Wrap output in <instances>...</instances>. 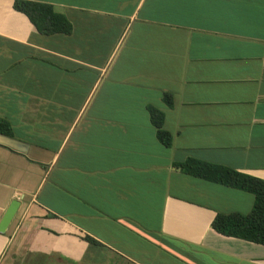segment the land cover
Listing matches in <instances>:
<instances>
[{
  "label": "crops",
  "instance_id": "crops-1",
  "mask_svg": "<svg viewBox=\"0 0 264 264\" xmlns=\"http://www.w3.org/2000/svg\"><path fill=\"white\" fill-rule=\"evenodd\" d=\"M33 1L73 31L42 34L0 0V117L13 129L0 141V225L21 201L0 231V264H264V243L212 226L219 212L249 213L254 194L175 164L264 179V0ZM110 40L117 80L92 114L94 88L78 83L94 66L78 55ZM148 105L164 112L172 146Z\"/></svg>",
  "mask_w": 264,
  "mask_h": 264
},
{
  "label": "trees",
  "instance_id": "trees-1",
  "mask_svg": "<svg viewBox=\"0 0 264 264\" xmlns=\"http://www.w3.org/2000/svg\"><path fill=\"white\" fill-rule=\"evenodd\" d=\"M14 7L16 10L25 13L42 34H69L73 31V25L69 18L65 14L57 12L50 3L15 0ZM173 99L171 93H165L164 101L169 107H173ZM147 108L150 113V120L156 127L158 139L165 146H172L174 136L164 128V112L154 105H148ZM0 133L13 136L10 121L1 117ZM175 164L180 166L182 171L188 175L254 194L255 202L249 213L219 212L212 226L216 231L227 236L264 243V179L193 157ZM88 240L97 242L91 237H88Z\"/></svg>",
  "mask_w": 264,
  "mask_h": 264
},
{
  "label": "rangeland",
  "instance_id": "rangeland-1",
  "mask_svg": "<svg viewBox=\"0 0 264 264\" xmlns=\"http://www.w3.org/2000/svg\"><path fill=\"white\" fill-rule=\"evenodd\" d=\"M119 43L117 41H94L89 43V47L85 50L79 52L81 55H78V57L83 58L84 60H87V62H90L93 64L94 69L85 75V72L83 68H85L82 64H77V77L81 78L83 75L87 76V79L83 82H79V88L81 92H85L88 94L90 92L91 88L93 89L92 92V99L93 102L91 104L90 113H101V111L104 109V102L107 98L111 97L112 94V83L117 80V74H118V59H119V51H120V45L118 47ZM132 43H130V46ZM79 51V50H78ZM110 61L108 67L103 71V67L107 63V61ZM90 74L91 81L88 78V75ZM84 77V76H83ZM188 180L190 182L192 181H201L202 183H209L204 180H196L195 178L191 176H187ZM187 196L197 198L198 200H204L196 195H192V192H186ZM210 204H213L212 201H207Z\"/></svg>",
  "mask_w": 264,
  "mask_h": 264
},
{
  "label": "water",
  "instance_id": "water-1",
  "mask_svg": "<svg viewBox=\"0 0 264 264\" xmlns=\"http://www.w3.org/2000/svg\"><path fill=\"white\" fill-rule=\"evenodd\" d=\"M3 137H8L5 134H1L0 133V141ZM21 205V201L20 200H15L12 205L10 206V208L8 209L1 225H0V231L4 232L7 230V228L9 227V225L11 224V222L13 221L14 217L16 216L19 208Z\"/></svg>",
  "mask_w": 264,
  "mask_h": 264
}]
</instances>
